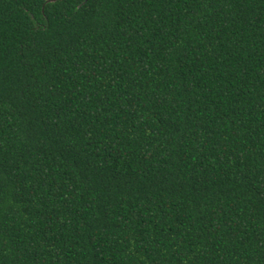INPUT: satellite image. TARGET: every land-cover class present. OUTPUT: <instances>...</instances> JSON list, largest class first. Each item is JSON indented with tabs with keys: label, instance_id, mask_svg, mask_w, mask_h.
I'll list each match as a JSON object with an SVG mask.
<instances>
[{
	"label": "trees",
	"instance_id": "16d2710c",
	"mask_svg": "<svg viewBox=\"0 0 264 264\" xmlns=\"http://www.w3.org/2000/svg\"><path fill=\"white\" fill-rule=\"evenodd\" d=\"M0 264H264V0H0Z\"/></svg>",
	"mask_w": 264,
	"mask_h": 264
}]
</instances>
